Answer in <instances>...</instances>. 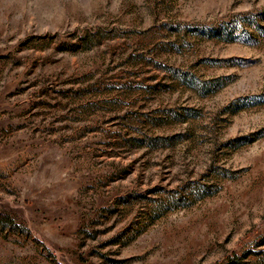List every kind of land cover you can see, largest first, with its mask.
<instances>
[{
	"label": "rangeland",
	"instance_id": "obj_1",
	"mask_svg": "<svg viewBox=\"0 0 264 264\" xmlns=\"http://www.w3.org/2000/svg\"><path fill=\"white\" fill-rule=\"evenodd\" d=\"M0 264H264V0H0Z\"/></svg>",
	"mask_w": 264,
	"mask_h": 264
},
{
	"label": "trees",
	"instance_id": "obj_2",
	"mask_svg": "<svg viewBox=\"0 0 264 264\" xmlns=\"http://www.w3.org/2000/svg\"><path fill=\"white\" fill-rule=\"evenodd\" d=\"M4 216L3 215H0V218H3Z\"/></svg>",
	"mask_w": 264,
	"mask_h": 264
}]
</instances>
